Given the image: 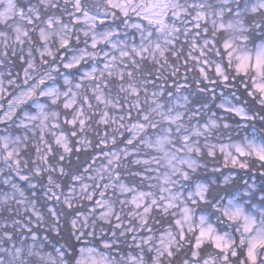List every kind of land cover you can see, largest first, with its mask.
I'll return each mask as SVG.
<instances>
[{
	"label": "snow or ice",
	"instance_id": "obj_1",
	"mask_svg": "<svg viewBox=\"0 0 264 264\" xmlns=\"http://www.w3.org/2000/svg\"><path fill=\"white\" fill-rule=\"evenodd\" d=\"M0 264H264V0H0Z\"/></svg>",
	"mask_w": 264,
	"mask_h": 264
}]
</instances>
